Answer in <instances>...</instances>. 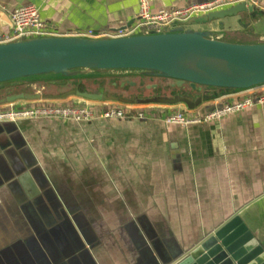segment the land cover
Masks as SVG:
<instances>
[{
	"label": "water",
	"instance_id": "obj_1",
	"mask_svg": "<svg viewBox=\"0 0 264 264\" xmlns=\"http://www.w3.org/2000/svg\"><path fill=\"white\" fill-rule=\"evenodd\" d=\"M261 16L264 17V12L251 4H239L190 19L183 24H175L160 32L97 39L33 37L0 44V91L6 85L14 88L28 80L49 75L58 78L59 81L51 83L57 86L66 85L69 79L114 72L125 73L124 76L136 74L141 78H160L167 82L163 86H144V90L150 92L148 95H144L141 90L139 94L126 96L128 91L139 88L138 83L130 79L121 81L115 77L109 86L120 93H108L104 87L99 86L96 93L70 88L58 95L19 93L0 97V107L18 102H50L49 105L54 104L51 106H62L56 103L70 98L113 105L95 106L93 118L81 121L53 116L0 120V188L5 187L12 193L18 205H21L22 216L27 221L26 225L19 226L20 236L7 238V242L0 248V264H18L19 261L20 264H98L92 254V243L78 219L81 214L71 209L65 194L55 189V182L57 184L63 179L56 177L55 181L45 173L23 139L17 123L27 121L87 125L97 121L159 119L166 126L187 127L211 123L262 106L264 104L254 101L253 106L244 110L187 125L166 122L170 115L182 112L180 110L157 116L146 108L122 110L115 106L135 108L181 105L189 111L186 116L197 117L221 110L231 103L207 107L206 112L201 114L190 112L227 95L264 87V39L259 43L240 44L223 41L221 37L225 31L232 34L253 31L251 24ZM34 108L36 106L15 111ZM110 109L132 111L134 114L123 118L103 117L102 112ZM137 113H143L144 117H138ZM58 161L53 160L57 165L61 162ZM243 210L239 209L184 249L174 239H159L144 216L131 217L124 230L138 253V264H186V261L194 264H264V247L243 222ZM37 242L42 243L45 254ZM17 248L29 249V255H25V259L19 255L20 260L16 261L10 251Z\"/></svg>",
	"mask_w": 264,
	"mask_h": 264
},
{
	"label": "crops",
	"instance_id": "obj_2",
	"mask_svg": "<svg viewBox=\"0 0 264 264\" xmlns=\"http://www.w3.org/2000/svg\"><path fill=\"white\" fill-rule=\"evenodd\" d=\"M203 1L151 0V8H182ZM27 5L35 6L44 25L61 37L86 31L113 33L131 25L138 13V0H0V37L11 32L10 14ZM251 25L253 31L221 33L222 40L261 42L264 17ZM244 95L230 94L190 113L201 114L207 107L232 103ZM181 108L150 106L146 110L158 116ZM17 125L45 173L55 181L63 179L55 182V189L81 214L78 219L92 243L95 260L98 242L92 225L101 211L110 209L121 215L135 264L138 253L124 230L134 216L146 217L159 239H174L184 249L244 209L243 222L264 247V105L187 127L166 126L159 119L87 125L20 121ZM54 159L61 161L60 166ZM112 204L120 209H112ZM20 206L9 190L0 188V248L7 238L20 236L19 226L27 224ZM38 244L45 254L42 243ZM10 255L19 261L18 256L23 259L29 249L17 248ZM105 264L120 261L114 257Z\"/></svg>",
	"mask_w": 264,
	"mask_h": 264
},
{
	"label": "built area",
	"instance_id": "obj_3",
	"mask_svg": "<svg viewBox=\"0 0 264 264\" xmlns=\"http://www.w3.org/2000/svg\"><path fill=\"white\" fill-rule=\"evenodd\" d=\"M263 0H206L200 3L192 4L182 8L159 9L153 11L151 0H138V13L134 22L123 31L113 33L98 34L92 31L77 32L73 37L84 38H122L133 34L160 32L171 28L173 25L186 23L188 20L207 15L216 11L228 9L239 4H251L253 7L264 12ZM11 32L0 37V44L13 42L19 39H29L33 37L59 36L58 31L46 27L40 19L39 10L33 5L22 6L15 9L9 17ZM241 99L231 104H226L223 109L211 114L197 117H188V112L182 111L170 115L166 122L175 125L196 124L218 119L224 115L244 110L257 104H264V87L253 91L245 92ZM104 106V104H90L82 101L74 106H51L44 105L30 110L11 111L1 114L0 120L10 118H26L34 116H53L71 118L75 121L92 119L94 116V107ZM133 112H122L116 109L104 110L103 117L123 118L133 116ZM138 117H144L143 113H137Z\"/></svg>",
	"mask_w": 264,
	"mask_h": 264
},
{
	"label": "rangeland",
	"instance_id": "obj_4",
	"mask_svg": "<svg viewBox=\"0 0 264 264\" xmlns=\"http://www.w3.org/2000/svg\"><path fill=\"white\" fill-rule=\"evenodd\" d=\"M126 75L125 73H94L92 76H82L81 78H75V79H69L67 80V84L64 86H57V85H51L52 82L59 81L57 77H51L45 76L40 79H31L26 81L25 84H22L17 87H10L9 85L4 86L0 91V97L5 96L6 94H19V93H39V94H53L58 95L63 91H66L70 88H79L81 91H87L91 93H96L97 88L104 87L108 93H116L118 90H114L109 86V82L113 80L115 77H119L121 81L124 80H132L136 81L139 85L138 89L130 90L127 93H125L126 96H129L131 94H139L141 90H143L144 95H148L150 92L144 90V86L150 85V84H158L159 86L165 85L167 83L164 79L160 78H141L136 74L133 75ZM123 76V77H122ZM169 83V82H168ZM143 88V89H140ZM117 93H120L119 91ZM82 101L77 98H70L63 102H59L56 104H60L62 106H73L80 104ZM50 102H34V103H24V102H18L13 105H6L0 107V113L7 112V111H15L24 107H41L42 105H49ZM90 104H94L93 102H87ZM54 105V104H51ZM104 106H113L112 104H104ZM117 106L119 109L122 110H128V109H145L148 107H129L126 108L125 106ZM177 107H183V106H177ZM182 111H185L184 108H181ZM60 162V161H58ZM67 163V162H66ZM60 166V165H57ZM70 176V175H69ZM83 194V193H79ZM112 209L119 210L120 207L116 204H112ZM111 210V209H110Z\"/></svg>",
	"mask_w": 264,
	"mask_h": 264
},
{
	"label": "clouds",
	"instance_id": "obj_5",
	"mask_svg": "<svg viewBox=\"0 0 264 264\" xmlns=\"http://www.w3.org/2000/svg\"><path fill=\"white\" fill-rule=\"evenodd\" d=\"M92 231L98 242L95 254L101 264L114 257L119 258L120 264H135V254L129 250L122 232L121 215L116 211H101L100 219L92 225ZM186 264L194 262L186 261Z\"/></svg>",
	"mask_w": 264,
	"mask_h": 264
}]
</instances>
